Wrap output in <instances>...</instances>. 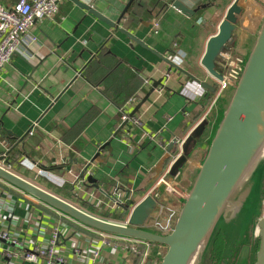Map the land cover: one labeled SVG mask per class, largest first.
I'll use <instances>...</instances> for the list:
<instances>
[{
    "label": "crops",
    "instance_id": "1",
    "mask_svg": "<svg viewBox=\"0 0 264 264\" xmlns=\"http://www.w3.org/2000/svg\"><path fill=\"white\" fill-rule=\"evenodd\" d=\"M81 1L115 24L130 2ZM234 1L200 0L192 15L172 8V0H145L148 6L137 17H125L115 28L72 0L63 2L53 18L34 23L0 72L1 164L7 162L22 179L106 221H126L146 196L180 210L181 195L202 163L195 169L196 158L210 144L230 99L229 91L217 94L216 81L200 60ZM15 2L0 0L6 8ZM238 6L230 54L245 60L264 18V0H239ZM202 82L215 92L203 89ZM143 100L134 115L140 125L122 126L120 110L130 116ZM122 101L121 108L116 102ZM205 121L183 168L176 177H165L175 189L170 193L158 181L180 154L177 142H185ZM116 190L123 192L121 206L128 210L122 222L101 217L122 211L111 203ZM0 232L9 237L0 240V264H46L44 258L26 262L22 256L45 246L54 232L56 264L58 259L63 264H136L129 252L104 245L113 238L2 181Z\"/></svg>",
    "mask_w": 264,
    "mask_h": 264
},
{
    "label": "water",
    "instance_id": "2",
    "mask_svg": "<svg viewBox=\"0 0 264 264\" xmlns=\"http://www.w3.org/2000/svg\"><path fill=\"white\" fill-rule=\"evenodd\" d=\"M72 1L76 6L111 28H115L116 24L124 19L126 10L132 2L130 0L115 24L85 2ZM199 1L172 0L171 7L182 14L194 15L193 7ZM238 1L235 0L226 10L217 27V33L207 40L205 52L200 60V66L217 82L222 81L228 63L224 55L231 53L234 49L238 33L237 17L241 13ZM121 32L134 40L127 32ZM165 61L172 66V62ZM200 86L215 92V87L204 82L200 83ZM230 94L227 108L215 130L200 168L186 191L174 228L168 235L161 236L142 229L144 222L154 213L157 206V200L151 196H146L130 211L127 226H123L120 223L87 214L76 206L22 179L9 170L7 162L4 163L5 165L1 164L3 158L0 159V181L84 227L165 247V254L159 264H188L192 258L193 264H197L201 260L203 251L207 250L208 245L210 246L211 238L217 228L222 230L227 237V233L238 228L244 216L241 214V218L231 226L232 229L228 225H222V213L230 204V198L237 186L252 170L254 158L264 142V18L250 52L244 60L241 75ZM145 100L137 105L130 117H134ZM205 126L206 121L202 122L184 142L181 156L170 168L171 177H176L183 168L191 153L190 146L200 139ZM173 145L174 143L171 147ZM256 237L258 250L254 264H264V203L261 218L256 224ZM146 264H150V261Z\"/></svg>",
    "mask_w": 264,
    "mask_h": 264
},
{
    "label": "built area",
    "instance_id": "3",
    "mask_svg": "<svg viewBox=\"0 0 264 264\" xmlns=\"http://www.w3.org/2000/svg\"><path fill=\"white\" fill-rule=\"evenodd\" d=\"M65 1L66 0H16L11 8H6L0 3V72L17 52L19 45L22 44L23 40L27 37L34 23L38 20L53 18L57 14L59 6ZM119 16L120 15L118 14L117 19ZM158 29L159 24L154 23L153 33L157 34ZM28 41L32 43L35 40L29 38ZM224 58L228 63L223 73L222 81H216L217 94L232 90L235 87L244 64L242 58L230 53L224 55ZM123 109L124 108L120 110V123L128 124V122H133L134 125H140L138 119L128 116ZM183 144L184 141L177 142L180 154L174 157L171 166L181 156V148ZM169 171L165 173V176H163L164 178H161L158 181V184H162L171 193L172 191H175V189L167 183V179L165 180V177L169 176ZM113 195L114 197L111 198V203L115 209H119L123 204V192L116 190ZM181 198L184 200L185 194L181 195ZM156 200V209L144 222L142 229L147 232L165 236L172 232L179 210L176 211L168 207L164 202L158 199ZM120 224L127 226V219ZM100 234L105 238H113L112 242H104V245L113 246L116 249L127 251L131 256L140 254V246L144 247L143 254L145 255V249L149 246L146 242L128 237L109 235L101 232ZM0 240H9V237L6 233L0 232ZM56 242L57 233L54 232L45 246L37 247L31 253L24 254L22 256L23 260L26 262H34L40 257L46 259V264H56V261L52 259L54 257V247L56 246ZM15 257L17 258L16 255ZM94 257H97L96 253L94 254ZM57 261V264H63L61 259H58Z\"/></svg>",
    "mask_w": 264,
    "mask_h": 264
},
{
    "label": "rangeland",
    "instance_id": "4",
    "mask_svg": "<svg viewBox=\"0 0 264 264\" xmlns=\"http://www.w3.org/2000/svg\"><path fill=\"white\" fill-rule=\"evenodd\" d=\"M228 91L230 93L231 90ZM208 147L209 143L207 142L200 150L196 158L195 169L198 167V163L203 161ZM263 203L264 159L262 158L242 179L230 198V206L228 205L222 213V225H228L230 229L243 214L238 228L227 233V237L222 233V230L217 228L216 233L213 234L214 237L212 236L213 239L211 238V244L209 243L210 246L208 245L207 250L203 251L201 260L197 264H254L255 254L258 250L256 224L261 218ZM227 210L229 212H226ZM228 213L229 215H227ZM116 221L122 222V219ZM165 251L166 248L163 246H148L145 249V255L142 254L140 264H145L146 260H149L150 264H159ZM149 257L151 259H148Z\"/></svg>",
    "mask_w": 264,
    "mask_h": 264
},
{
    "label": "trees",
    "instance_id": "5",
    "mask_svg": "<svg viewBox=\"0 0 264 264\" xmlns=\"http://www.w3.org/2000/svg\"><path fill=\"white\" fill-rule=\"evenodd\" d=\"M167 2H168V0H167ZM145 4H146L145 3V0H132L130 6L126 10V14L124 16V19H125V17L126 18L128 17L130 19H133L132 17H134V18L137 17L140 14V12L143 11L148 6V5L146 6ZM167 5H168V3H167ZM157 6H161L162 7L163 5L160 2H158L157 3ZM146 14H148V13H146ZM127 102H128V100L125 101V103H124V101H122V102H116V103L119 105V107L122 108ZM123 103H124V105H123ZM10 159H11V157H10ZM120 209H122V211L119 212V214H117L115 216L112 215L114 213H112V214L109 215V214L103 212V215L101 217L106 218V219H112V220H121V219L124 220V218H125L128 210L124 206H121ZM149 246H155V245L149 244ZM139 251H140V254L135 256V258H136V264H139L140 261H141V259H142V254L144 252V247L143 246H140L139 247ZM148 259H151V258L149 257Z\"/></svg>",
    "mask_w": 264,
    "mask_h": 264
},
{
    "label": "bare ground",
    "instance_id": "6",
    "mask_svg": "<svg viewBox=\"0 0 264 264\" xmlns=\"http://www.w3.org/2000/svg\"><path fill=\"white\" fill-rule=\"evenodd\" d=\"M264 159V142L262 143L260 149L257 152V156L254 158L253 164L257 163L260 159ZM188 264H193V258Z\"/></svg>",
    "mask_w": 264,
    "mask_h": 264
}]
</instances>
